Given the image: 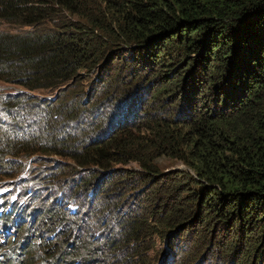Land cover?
Instances as JSON below:
<instances>
[{"label":"trees","instance_id":"16d2710c","mask_svg":"<svg viewBox=\"0 0 264 264\" xmlns=\"http://www.w3.org/2000/svg\"><path fill=\"white\" fill-rule=\"evenodd\" d=\"M81 79L101 89L94 110L66 100ZM0 82L21 89L0 97V172L55 155L96 177L89 199L120 180L154 197L111 227L101 204L91 220L109 230L84 235L100 248L66 264H206L220 244L223 264H264V0H0ZM24 103L39 108L28 124L12 113ZM162 157L186 170L164 173ZM128 162L139 170L114 167ZM18 208L2 220L29 216Z\"/></svg>","mask_w":264,"mask_h":264},{"label":"rangeland","instance_id":"374dc122","mask_svg":"<svg viewBox=\"0 0 264 264\" xmlns=\"http://www.w3.org/2000/svg\"><path fill=\"white\" fill-rule=\"evenodd\" d=\"M1 26L13 30L12 26L8 27L4 24H1ZM118 64L113 63L114 66H118ZM100 90V88L94 89L86 80L81 79L80 83L73 88L77 95L72 97V94H70L66 97V100L77 98L83 109L86 111L94 110L99 106V100L102 99ZM20 91L21 89L13 85L0 82V97L5 95L9 99L11 95ZM118 94L119 91L115 93L114 97H117ZM32 96L48 99L52 103L56 101V98L50 97L49 93L44 95L33 92ZM36 105L24 103L23 105H18L17 108L14 107L15 109H13L12 113L18 117L19 123L28 124L39 114V108ZM3 107L5 106L1 104L0 100V121L7 119L6 114L9 111L8 109L5 111ZM85 131L87 132V130ZM99 135H101V131L98 133ZM16 162H24L23 169L17 170L19 166L13 162L12 168L8 167L5 172H0V213L4 207L11 204L12 211L19 207L18 209L21 210H17V212L29 210L27 212L29 216L18 219L17 214L19 213H17L14 215V220L5 223L2 220V215H0V242H2L0 245V264H53L54 259H57V264H66L71 262L72 259H77L76 261H78L80 256L89 255L100 248V244L86 242L84 235L87 234L88 237L93 233V235L97 236L96 241H99L104 237V233L109 230L105 226L99 227L100 229L95 228L96 226L91 220L92 211L100 209L101 204L106 205L101 210L103 215H107V218H109L108 227L112 226L116 212L122 213L129 207L132 209L141 204L145 209H149L150 203L153 204L154 197L151 196L150 202V196L149 199H145L143 196V192L146 191L144 190L146 184H141L138 180H136L137 182L120 180V184L116 183V186H113L114 188L112 189L114 190L108 192V194L104 192V194H107L105 197L89 199L85 192L90 187H94L97 180L96 177L91 178L85 175L84 172L74 174L69 167V162L60 160L55 155L41 156V158L31 157L28 160L16 159ZM56 163L58 164L56 165ZM59 163H62V165ZM156 163L159 170L164 173L179 169L186 170L182 162L176 159L162 157L156 159ZM114 167L131 171L139 170L135 162H128ZM10 174L11 176H8ZM77 176L79 177L78 179ZM60 188H62L63 194L69 191L71 196L65 195L67 196L65 198L63 195L62 197ZM24 189H28V194H23L25 192ZM94 195L96 197L98 195L97 192ZM137 197L140 200H137ZM82 198L87 204V207L83 210H81L84 206V202L81 201ZM48 199L49 201L51 200V203H54V200L56 201L55 206L63 212L61 216L67 219L65 224H63L61 219H56L52 215L41 212L40 202ZM68 211L77 212V216L72 213L67 216ZM99 213L102 215L100 211ZM73 218H78L79 220L74 221ZM184 240L185 238L181 242ZM77 246L79 249L76 248ZM222 248L223 244L210 247V249L204 247L201 250V256L203 257H199L198 260L205 258L202 263L223 264L224 249ZM6 249H12L14 252L12 253L11 251V255H1L3 251H7ZM159 260H162L160 256ZM118 262H120V259ZM175 262L176 260L168 261L169 264H179V262ZM127 264H133V262L127 258Z\"/></svg>","mask_w":264,"mask_h":264}]
</instances>
